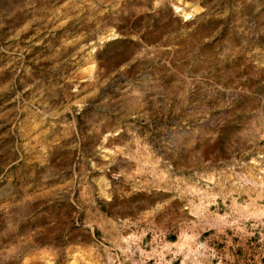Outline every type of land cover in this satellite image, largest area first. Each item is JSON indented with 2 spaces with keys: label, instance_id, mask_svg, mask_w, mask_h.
<instances>
[{
  "label": "rangeland",
  "instance_id": "rangeland-1",
  "mask_svg": "<svg viewBox=\"0 0 264 264\" xmlns=\"http://www.w3.org/2000/svg\"><path fill=\"white\" fill-rule=\"evenodd\" d=\"M0 264H264V0H0Z\"/></svg>",
  "mask_w": 264,
  "mask_h": 264
}]
</instances>
